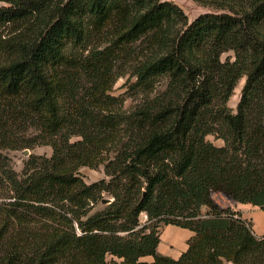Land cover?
<instances>
[{"label":"trees","instance_id":"trees-1","mask_svg":"<svg viewBox=\"0 0 264 264\" xmlns=\"http://www.w3.org/2000/svg\"><path fill=\"white\" fill-rule=\"evenodd\" d=\"M193 1L189 21L163 0H0V264H264L214 200L264 211V0ZM37 146L18 173L7 152ZM162 224L194 233L177 260Z\"/></svg>","mask_w":264,"mask_h":264},{"label":"rangeland","instance_id":"rangeland-1","mask_svg":"<svg viewBox=\"0 0 264 264\" xmlns=\"http://www.w3.org/2000/svg\"><path fill=\"white\" fill-rule=\"evenodd\" d=\"M163 1H171L177 5H179L184 12L187 14L189 21H193L198 15L206 12L207 10L198 4H196L193 0H163ZM3 31L0 30V35ZM7 33L4 32V37ZM232 56V53H226L222 56V60L224 61L227 57ZM233 58V56H232ZM0 60H2V54H0ZM136 82V78L127 74L124 75L123 77H120L117 82L115 83L112 94L116 97H120V99L123 101L124 104V109H131L135 105L139 103V96L136 95L133 90L130 89V87ZM244 85V79H242L239 83L238 86L235 89L234 96L229 102V105L232 108H235L237 105V102L240 98V92L241 89ZM209 141L213 142L217 146H222L223 142L221 140L215 139L213 136H209L207 138ZM73 141L77 140L76 138L72 139ZM28 150V149H26ZM25 151V150H24ZM24 151H8L7 154L9 157H11L13 161V167L14 169L18 172L21 173L24 163L28 160L30 155H37V156H45V157H50L52 155V148L50 146H37L34 149L29 150V154L25 155ZM79 175L83 178V180L87 184H91L94 182H97L103 178H106L105 173H104V168L103 166H100L98 168H89V167H82L79 169ZM112 200V199H111ZM214 200L215 202L219 203L223 208H231V203H234L230 198H226L225 196L221 194H215L214 195ZM231 201V202H228ZM110 201H105L102 205H98L96 207L95 211L102 210L105 208L106 204H109ZM208 211V208L203 207L202 208V213L206 214ZM147 215L146 214H141L140 216V222L142 225L147 223ZM169 226L173 225H161L158 228V231L160 233V238L165 237V234L167 233V230ZM175 227V226H174ZM107 260L110 262L112 260V257L109 256ZM142 261H152L151 258H143Z\"/></svg>","mask_w":264,"mask_h":264},{"label":"crops","instance_id":"crops-1","mask_svg":"<svg viewBox=\"0 0 264 264\" xmlns=\"http://www.w3.org/2000/svg\"><path fill=\"white\" fill-rule=\"evenodd\" d=\"M231 204V209L239 212L242 219L251 223L252 230L256 236H264V211L250 204H240L235 202ZM221 207L223 208V206ZM193 234V232L187 229L169 226L165 237H161V242L158 246V252L163 256L177 260L182 255V253L188 249L187 241L193 236ZM149 258L153 260L152 257Z\"/></svg>","mask_w":264,"mask_h":264},{"label":"water","instance_id":"water-1","mask_svg":"<svg viewBox=\"0 0 264 264\" xmlns=\"http://www.w3.org/2000/svg\"><path fill=\"white\" fill-rule=\"evenodd\" d=\"M24 154H25V155H28V154H29V150H25V151H24Z\"/></svg>","mask_w":264,"mask_h":264}]
</instances>
